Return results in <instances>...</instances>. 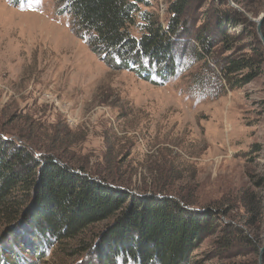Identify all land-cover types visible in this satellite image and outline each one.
Returning a JSON list of instances; mask_svg holds the SVG:
<instances>
[{
	"label": "rangeland",
	"instance_id": "rangeland-1",
	"mask_svg": "<svg viewBox=\"0 0 264 264\" xmlns=\"http://www.w3.org/2000/svg\"><path fill=\"white\" fill-rule=\"evenodd\" d=\"M131 1L165 28L172 21L174 0ZM65 3L0 0V141L23 143L38 157H61L87 178L105 175L136 192L160 186L196 209L220 208L219 222L239 230L238 242L227 251L217 227L189 263L259 264L246 238L260 236L259 247L264 244V56L252 81L227 83L218 94L202 87L200 78L207 69L221 75L224 56H254L248 37L258 35L255 20L264 0H194L185 14L187 37L176 40L180 56L173 72L147 59L140 72L133 64L120 67L117 55L105 57L90 43ZM220 11L234 14L236 27L231 19L217 26L215 17L224 22ZM135 16L130 29L138 39L146 22L139 12ZM209 19L217 32L239 39L216 43L200 59L196 52L204 49L192 36ZM37 197L33 193L29 208ZM29 208L20 220V214L8 223L0 216V248L6 251L0 264H95L92 254L107 222L36 249L40 232L29 223Z\"/></svg>",
	"mask_w": 264,
	"mask_h": 264
},
{
	"label": "trees",
	"instance_id": "trees-1",
	"mask_svg": "<svg viewBox=\"0 0 264 264\" xmlns=\"http://www.w3.org/2000/svg\"><path fill=\"white\" fill-rule=\"evenodd\" d=\"M193 1L174 0L171 3L174 16L167 28L156 22L152 13L141 11L138 4L131 0H66L64 8L74 16L79 29L89 33L90 43L102 50L105 57L115 54L120 58V67L133 64L140 72L145 68L144 59H147L162 64L164 69H167V64L169 71L173 72V63L180 56L176 44L179 38L187 37L185 14ZM137 12L146 22L141 24L143 32L138 39L132 36L130 29L136 23ZM217 14L224 19L222 22L220 17H215L217 26L222 28L231 19L233 27H236L234 14L230 16L223 11ZM237 15L239 13L236 12ZM210 21L192 36L204 49L203 52H196L200 59L212 54L216 43L239 39V36L220 34ZM248 38L254 43L251 48L255 51L254 56H224L218 61L221 75L207 69V74L200 78L202 87L218 94L227 83L237 86L253 80L263 62L264 44L256 32ZM244 70H248L249 74L235 78V74ZM33 193L38 196L37 202L29 208ZM27 208L30 225L40 232L39 241L35 242L36 249L49 239H74L92 224L107 222L100 237L98 235L100 243L92 254L96 256L95 264H118L119 260L134 264H190L191 253L217 227L222 226L224 236L220 245H225L227 251L240 235L231 223L223 225L219 222L220 208L204 206L196 209L190 200L183 198L181 201L167 195L160 186L151 192H136L129 183L117 184L105 175L98 179L87 178L61 157H38L23 143L2 140L1 220L8 223L19 214L16 220H20L25 216L22 210L27 211ZM223 212L224 216L229 213L225 209ZM246 240L254 253L259 254L263 238L258 236L256 240ZM21 243L20 246H23ZM2 250L3 247L0 254L6 252ZM16 256V252L12 251L9 258Z\"/></svg>",
	"mask_w": 264,
	"mask_h": 264
},
{
	"label": "water",
	"instance_id": "water-1",
	"mask_svg": "<svg viewBox=\"0 0 264 264\" xmlns=\"http://www.w3.org/2000/svg\"><path fill=\"white\" fill-rule=\"evenodd\" d=\"M255 21L257 23V33H258L262 43L264 44V33H263L264 13ZM263 257H264V244L260 248L259 264H263Z\"/></svg>",
	"mask_w": 264,
	"mask_h": 264
}]
</instances>
